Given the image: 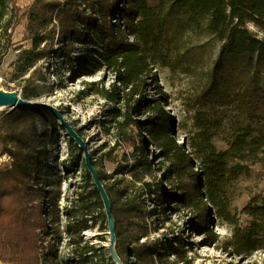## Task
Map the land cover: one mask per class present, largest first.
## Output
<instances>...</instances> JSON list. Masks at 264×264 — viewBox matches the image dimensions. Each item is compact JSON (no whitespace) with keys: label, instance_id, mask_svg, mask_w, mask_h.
Segmentation results:
<instances>
[{"label":"trees","instance_id":"trees-1","mask_svg":"<svg viewBox=\"0 0 264 264\" xmlns=\"http://www.w3.org/2000/svg\"><path fill=\"white\" fill-rule=\"evenodd\" d=\"M14 6L13 0H0V70L14 46ZM26 18L32 49L21 50L15 63L22 75H29L40 61L51 58L52 42L57 38L64 63L71 54L84 55L83 61L97 58L114 76L112 84L97 93L108 102L122 104L108 112L119 134L118 149L89 156L111 202L115 251L123 264H170L166 255L185 263L179 241H169L168 246L141 242V237L148 235L146 196L167 217L168 198L181 209L193 211L198 229L209 235L210 241L218 242L210 230L214 216L230 224L233 233L225 250L234 255H251L263 248L264 196H256L243 208L251 222L241 227L232 216V191L235 182L251 174L253 165L264 168V92L258 88L259 83L264 84V0H35ZM203 22H208L206 27L219 43V51L211 80L196 97L199 111L193 132L183 135L179 143L173 117L165 111L170 107L169 98L158 85L154 70L165 61L175 38ZM80 49L84 51L78 52ZM204 49V45L193 46L179 60L192 68L188 62L201 63ZM36 81L40 78L35 80L32 72L25 83ZM21 96L33 101L27 91ZM241 98L245 104L242 114L225 124L220 111L238 101L242 104ZM142 110L147 115L144 121L137 119ZM42 114L58 120L40 107L16 106L0 115V156L7 158L0 162V259L5 264H52L51 242L62 239L57 226L53 231L46 225L44 199L51 193L43 186L49 150L47 134L38 128ZM60 123L67 135V128ZM72 129L84 140L81 130ZM68 139L85 154L73 138ZM219 143L224 148H219ZM149 148L153 159L158 152L165 167L152 170ZM118 150L122 153L117 154ZM100 163L112 164L114 170L101 171ZM62 167L68 172L72 164L65 162ZM73 167L84 169L85 182L76 204L63 210L71 247L65 263L116 264L109 248L104 257L103 248L82 237L97 228L102 234L95 240L110 239L105 208L85 157L79 165L77 156ZM156 171L165 172L163 179L147 183L146 177L156 178ZM55 207L51 221L56 225L57 202Z\"/></svg>","mask_w":264,"mask_h":264},{"label":"rangeland","instance_id":"rangeland-1","mask_svg":"<svg viewBox=\"0 0 264 264\" xmlns=\"http://www.w3.org/2000/svg\"><path fill=\"white\" fill-rule=\"evenodd\" d=\"M13 1L14 7H16V11L13 13L12 29L14 46L8 51L2 62L0 90L19 94L27 91L34 102L52 107L58 112L56 115L58 120L42 114L39 115L37 121L39 131L47 134L46 144H48L49 150V165L43 176L44 190L47 192L49 190L51 193L48 198L44 199L47 214L46 225L53 231L57 226L62 237L61 242L56 240L51 242L53 245L52 264H66L65 260L70 256L71 247L68 246V235L65 232L67 220L63 215V210L70 207L73 202L76 204L77 195L83 192L85 171L84 169L77 171L73 167V161L77 156L79 165L83 162L84 154L72 146L60 122L63 120L71 127L81 130L89 154L99 157L110 150L118 149L119 134L115 124L110 123L108 112L114 107L120 108L122 104L108 102L97 93V90L102 87L108 88L114 80V76L102 68L101 61L97 58L96 61H91L92 57L83 61L84 59L81 58L84 55L71 54L70 60L67 58L64 63L57 38L52 42L53 54L51 58L40 61L29 73L30 75L34 72V79L40 78V81L27 85L25 80L29 78V75L19 73L15 63L21 50L32 49L26 14L35 0ZM207 25L208 22H203L201 27L193 28L183 36L175 38L174 46L169 50L164 61L166 63L156 64L154 70L158 85L162 87V92L169 98L170 107L167 105L165 111H169L173 117L176 139L179 143L182 142L183 135H190L193 132L194 119L199 111L196 97L210 82L211 69L219 51V43L213 39ZM249 28L254 32L257 31L253 26H249ZM200 45L205 46L203 61L201 63L188 62L192 68L184 66L179 60L180 55L189 48ZM83 51L84 49H80L78 52ZM198 51L196 50V52ZM54 54L55 56H53ZM97 60L100 64L96 63ZM41 78L44 79L41 80ZM258 88L264 92V84L259 83ZM151 95H154V91L151 92ZM242 100L243 98L240 99L241 103ZM243 108H245V104H239L238 101L222 109L220 116H222L223 122L228 124L230 119L238 120ZM6 110H1L0 115ZM144 112L146 110L138 113L137 119L144 121L147 116ZM218 146L224 148L221 143ZM149 152L148 160L153 162L152 170L158 166L160 168L166 166L162 165L163 160L159 157L158 152H155V159L151 156V148H149ZM116 153H122V151L118 150ZM4 160L7 158L0 156V162ZM65 162L70 163V166L72 164L68 172L63 171L62 166ZM98 166L101 171L106 173H111L114 170L112 164L100 163ZM155 174L156 178L146 177V182L152 185L159 183L165 172L156 171ZM232 192L235 197L232 216L239 226L246 227L250 224L251 219H248L242 210L256 196H264V168L261 165H253L251 174L235 182ZM57 194L60 198L58 201ZM167 200H170L169 203H166L165 200L167 208L165 213L168 214V217L160 212L153 199L145 197L144 209L147 214L148 235L145 238L141 237V242L149 240L158 246H168V242L173 240L181 242V246H183L181 248L186 256L185 263L178 261L172 255H166V260L170 264L172 262L176 264H264V234L260 236L263 239L262 245H260L263 246L261 250L255 251L251 255H234L225 250V242L230 240L233 233V227L230 224L214 216L210 230L217 236L218 242L210 241L211 237L198 229L193 211L181 209L171 198ZM55 202L58 204L59 212V222L56 225L51 221L52 212L56 208ZM101 234L96 228L83 233L82 237L85 241L92 242L96 247L103 248L101 254L107 257L109 255L108 248H111L109 237L105 236L107 237L106 242L95 240ZM0 264L5 263L0 259ZM42 264L47 263L43 261Z\"/></svg>","mask_w":264,"mask_h":264},{"label":"water","instance_id":"water-1","mask_svg":"<svg viewBox=\"0 0 264 264\" xmlns=\"http://www.w3.org/2000/svg\"><path fill=\"white\" fill-rule=\"evenodd\" d=\"M16 106L17 107L46 108L49 111H51L53 115L55 116L58 115L57 110L52 107H48L47 105H43L38 102L24 100L21 94L17 92H8V91L0 90V108L13 110L16 108ZM59 119L62 120L61 117H59ZM62 123H64L65 127L67 128V135L69 136V138H73L75 140V143H77L79 147H81L85 153L84 157H85V163H86L87 170L91 174L94 184L96 185L97 190L100 194V197L102 199V202L105 208L107 220H108L109 236H110L109 242L111 246V248L109 247L110 249L109 252L113 260L116 262V264H123L116 254L117 251H115V246H116L115 221L112 215V206H111L110 199L109 197H107L108 195L103 186V183H101L99 180L97 171L92 166L91 157L89 156L90 154L86 148L84 141L76 134V132L72 129V127L68 123H65L63 120H62Z\"/></svg>","mask_w":264,"mask_h":264},{"label":"bare ground","instance_id":"bare-ground-1","mask_svg":"<svg viewBox=\"0 0 264 264\" xmlns=\"http://www.w3.org/2000/svg\"><path fill=\"white\" fill-rule=\"evenodd\" d=\"M1 110H3V109L0 108V111H1Z\"/></svg>","mask_w":264,"mask_h":264}]
</instances>
